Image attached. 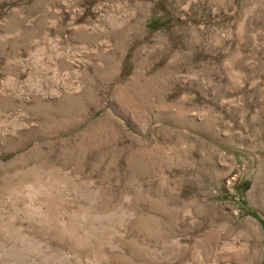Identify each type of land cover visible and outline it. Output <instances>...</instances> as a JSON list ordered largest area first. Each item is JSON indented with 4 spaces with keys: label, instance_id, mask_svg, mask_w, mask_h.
<instances>
[{
    "label": "rangeland",
    "instance_id": "rangeland-1",
    "mask_svg": "<svg viewBox=\"0 0 264 264\" xmlns=\"http://www.w3.org/2000/svg\"><path fill=\"white\" fill-rule=\"evenodd\" d=\"M0 264H264V0H0Z\"/></svg>",
    "mask_w": 264,
    "mask_h": 264
}]
</instances>
